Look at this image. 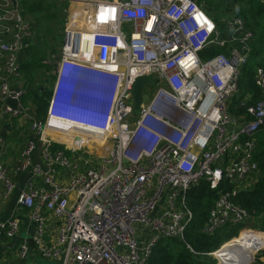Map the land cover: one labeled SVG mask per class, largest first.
<instances>
[{
  "label": "built area",
  "instance_id": "built-area-1",
  "mask_svg": "<svg viewBox=\"0 0 264 264\" xmlns=\"http://www.w3.org/2000/svg\"><path fill=\"white\" fill-rule=\"evenodd\" d=\"M67 2L47 112L32 123L45 142L48 189L29 187L17 201L29 213L40 256L61 264H148L161 240H184L193 220L188 192L204 181L214 189L225 181L233 185L219 194L206 234L251 224L254 216L232 198L261 177L255 135L264 130V61L255 72L262 100L248 105V95L237 101L255 38L244 20L227 18L226 37L201 0ZM230 42L240 46L202 58L209 47ZM34 44L35 25L19 1L0 0V112L5 117L26 113L23 100L30 88L21 68ZM145 76H153L157 86H146L150 99L134 117V87ZM237 104L245 111L232 114ZM91 137L102 150L92 156L102 163L84 161L82 170L65 151L85 150ZM56 143L64 151L53 150ZM5 146L0 131V183L9 198L18 186L2 159ZM34 151L30 142L18 171L32 166ZM57 167L70 172L67 184L57 181ZM33 172L42 169L34 166ZM44 211L60 220L52 245L46 241ZM20 228L17 219L2 224L0 241L15 238ZM222 248L208 254L217 264ZM28 252L22 245L21 257Z\"/></svg>",
  "mask_w": 264,
  "mask_h": 264
},
{
  "label": "trees",
  "instance_id": "trees-1",
  "mask_svg": "<svg viewBox=\"0 0 264 264\" xmlns=\"http://www.w3.org/2000/svg\"><path fill=\"white\" fill-rule=\"evenodd\" d=\"M201 2L220 29L223 27L224 19L238 17L244 20L247 29L254 34L250 55L242 68L241 92L244 96H251L248 105L261 101L262 95L255 80V70L264 61V0H201ZM21 9L26 18L35 25L36 33L41 32L40 28L44 24H50L57 18V6L52 0H22ZM38 44L36 39V44L26 50V60L21 69L30 84V92L25 100L34 103L37 116L43 119L51 92L43 85H38L37 78L41 75L42 79V71L53 68V63L48 62L51 54L48 56L45 48ZM61 44L62 41L57 44L59 50ZM227 50L228 45L225 47L214 45L206 49L201 56L203 59H209L224 54ZM232 111L235 114L242 113L245 106L237 104ZM255 137L259 144L255 159L261 170V177L253 188L240 191L232 201L263 224L253 222L232 229L225 227L213 235L206 234L205 225L219 194L232 191L233 185L225 181L219 188L214 189L204 181L188 192L187 202L193 212V220L185 231L184 240L177 238L161 240L154 248L148 264H217V261L208 254L219 249L224 243H239L252 248L256 261L264 256V130L257 132ZM55 148L61 147L56 144Z\"/></svg>",
  "mask_w": 264,
  "mask_h": 264
},
{
  "label": "crops",
  "instance_id": "crops-1",
  "mask_svg": "<svg viewBox=\"0 0 264 264\" xmlns=\"http://www.w3.org/2000/svg\"><path fill=\"white\" fill-rule=\"evenodd\" d=\"M25 60L24 57L22 63H24ZM25 82L27 83L28 88H30V84L26 78ZM23 105L26 109V113L19 119L5 117L0 112V131L6 142V146L3 149L2 159L10 176L15 180L18 186L16 193L9 198H5L4 190L0 183V226L2 224L8 225V223L14 219L19 220L21 225L20 232L15 238L5 239L3 237L0 241V264H61L59 260H46L40 256L32 240L34 225L29 218V213L24 207L17 203L19 195L24 189L29 187L48 189V186L45 184L44 174L50 169L44 159L45 142L40 134L32 129L34 119H41L37 116L36 106L31 100H28L25 104L23 102ZM231 112L232 114H235L232 110ZM30 142L35 143V151L32 155L31 161L32 166L26 171H18L17 167L21 154L28 147ZM60 147V149L53 148V150L64 151V146L60 145ZM90 156H92V150L88 151L86 149H81L75 154L65 151V157L70 159L73 163L81 165L82 170H85L83 164L84 161H88L93 165V159ZM88 157H90V160ZM34 166L40 167L42 173L35 174L33 172ZM55 175L57 176V181L61 184H67L70 172L57 167L55 169ZM43 214L46 219V241L49 245H52L59 234L60 220L53 212L44 211ZM24 244L29 247V252L26 258H23L20 255V249Z\"/></svg>",
  "mask_w": 264,
  "mask_h": 264
},
{
  "label": "rangeland",
  "instance_id": "rangeland-1",
  "mask_svg": "<svg viewBox=\"0 0 264 264\" xmlns=\"http://www.w3.org/2000/svg\"><path fill=\"white\" fill-rule=\"evenodd\" d=\"M18 1H19L20 6H21L22 0H18ZM52 1L57 6V18L54 21H52L50 24H44V26L40 28L41 32L37 31L36 39H38V43H39L38 45H41L45 48V50L48 53V56H49V54H51L50 57L48 58V62L53 63V61H54L53 56H57L59 53V48H58L59 46L57 44L62 41V37H63L64 21H65V17H66L65 10H66V6H67V2H63L61 0H52ZM226 20H227V18L224 19L225 24L223 23V27L221 28V30L223 32V35H225L226 37H230L229 32L227 30H224V28L226 27ZM36 26H37V24H36ZM239 46L240 45H235V42H230V43H228V50L233 51L235 48H238ZM54 68L44 69L42 71V76H43L42 79H41V75L37 78L38 85H44V87L47 89L50 88V86L52 85V82L54 80ZM245 96H248V95H245ZM25 99H26V97H25ZM25 99L23 100L24 104L28 101ZM243 99H244L243 93L241 96L237 97V101H240ZM92 145H94L92 142H88L85 140V144H84L85 148L88 149ZM100 150L101 149L99 148V151ZM90 157L93 159L94 166L102 163V161H97L93 156H90ZM90 157H88L89 160H90ZM253 222L254 223L259 222V224H261V225L263 224V222L262 221L260 222L259 219L258 220L254 219L252 221V223ZM252 251H253V249H252ZM253 254H254V252H253ZM263 260H264V256H261L256 261L255 264H259Z\"/></svg>",
  "mask_w": 264,
  "mask_h": 264
},
{
  "label": "bare ground",
  "instance_id": "bare-ground-1",
  "mask_svg": "<svg viewBox=\"0 0 264 264\" xmlns=\"http://www.w3.org/2000/svg\"><path fill=\"white\" fill-rule=\"evenodd\" d=\"M53 137L55 139L58 138V136L55 135H53ZM57 140L61 142H70L67 138H58ZM93 140L97 141L95 137H91L90 140L86 141L92 142ZM85 149L88 151H90L91 149L92 151L96 152L97 155L102 154V150L99 151V147L96 145H92L90 146V148ZM222 245V250L219 251V253L216 255V257L220 259L221 264H250L251 262L256 261L252 249L246 247L245 245L239 243H224ZM245 250H247L248 252H246Z\"/></svg>",
  "mask_w": 264,
  "mask_h": 264
},
{
  "label": "water",
  "instance_id": "water-1",
  "mask_svg": "<svg viewBox=\"0 0 264 264\" xmlns=\"http://www.w3.org/2000/svg\"><path fill=\"white\" fill-rule=\"evenodd\" d=\"M16 3V0H13ZM147 85H152L153 87L157 86V82L155 81L153 76H145L141 77L137 80L134 87V109L133 115L134 117H138L141 113L142 105L147 103L150 99V96L147 93H144V90ZM13 108L17 107V102L9 100L7 102Z\"/></svg>",
  "mask_w": 264,
  "mask_h": 264
}]
</instances>
